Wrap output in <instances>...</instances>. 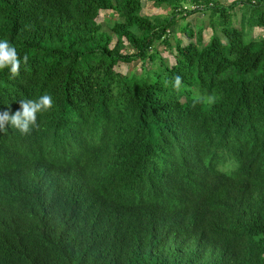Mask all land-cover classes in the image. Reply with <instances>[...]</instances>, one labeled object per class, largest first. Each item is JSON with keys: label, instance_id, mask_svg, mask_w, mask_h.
Returning a JSON list of instances; mask_svg holds the SVG:
<instances>
[{"label": "trees", "instance_id": "trees-1", "mask_svg": "<svg viewBox=\"0 0 264 264\" xmlns=\"http://www.w3.org/2000/svg\"><path fill=\"white\" fill-rule=\"evenodd\" d=\"M256 30L264 0H0L28 57L0 70V112L54 101L0 133V264H264Z\"/></svg>", "mask_w": 264, "mask_h": 264}, {"label": "clouds", "instance_id": "clouds-1", "mask_svg": "<svg viewBox=\"0 0 264 264\" xmlns=\"http://www.w3.org/2000/svg\"><path fill=\"white\" fill-rule=\"evenodd\" d=\"M28 57L23 60L19 56L14 45L7 40L0 39V70H9L12 74H18L22 62H27ZM177 84L180 78H176ZM209 102L212 97H208ZM21 110L15 114L8 111L0 112V133L6 132L10 127L18 130L22 134L29 133L37 124V115L51 109L54 106L53 97L48 94L40 96L38 99L20 100Z\"/></svg>", "mask_w": 264, "mask_h": 264}, {"label": "rangeland", "instance_id": "rangeland-1", "mask_svg": "<svg viewBox=\"0 0 264 264\" xmlns=\"http://www.w3.org/2000/svg\"><path fill=\"white\" fill-rule=\"evenodd\" d=\"M237 0H213V2L215 4H217L218 6L220 7H226V8H229L233 2H235ZM143 8H144V11H143V15H146V16H168L170 17L171 15V12L170 11H167L165 12L163 9H157L155 8L151 3H147L146 1H144L143 3ZM112 12H102L99 16V18L97 19V23L98 24H102L105 25V22L106 21H110ZM235 14H236V17L233 19V22H234V25L235 26H238V23H239V20H240V14H239V9L237 8L236 11H235ZM194 19H197V24H200L201 22H203L204 24L207 23L206 20L207 17H203L201 20L199 18H197V16H194L192 17ZM192 18H189V21L192 20ZM179 24H182L181 22H179ZM206 33L207 32H210L209 31V28H206ZM255 37H258V36H264V33H262L260 30H256L255 33L253 34ZM204 38L207 40L209 38V33H207V36L205 34ZM159 51L162 52V56L165 58H167L168 56V52H163V48H159ZM134 66L135 65H119L115 68V71L117 73H121V74H126L129 70H133L134 69ZM139 68V66H137ZM138 71V70H137Z\"/></svg>", "mask_w": 264, "mask_h": 264}]
</instances>
